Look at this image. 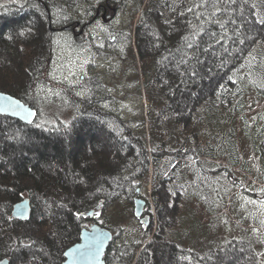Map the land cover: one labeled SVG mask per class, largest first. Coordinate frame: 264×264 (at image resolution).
<instances>
[{
  "label": "trees",
  "instance_id": "obj_1",
  "mask_svg": "<svg viewBox=\"0 0 264 264\" xmlns=\"http://www.w3.org/2000/svg\"><path fill=\"white\" fill-rule=\"evenodd\" d=\"M83 1L0 0V91L38 112L32 124L0 115V259L62 264L89 210L120 203L102 223L122 230L150 184L155 231L115 254L113 241L106 264H264V0H137L148 132L70 87L43 111L55 28Z\"/></svg>",
  "mask_w": 264,
  "mask_h": 264
},
{
  "label": "rangeland",
  "instance_id": "obj_2",
  "mask_svg": "<svg viewBox=\"0 0 264 264\" xmlns=\"http://www.w3.org/2000/svg\"><path fill=\"white\" fill-rule=\"evenodd\" d=\"M104 2L105 0L80 2L70 7L65 17L69 21L68 24L56 22L58 26L54 33L51 68L48 78L37 86V96L41 99L43 111L46 113L51 110L53 104L63 103L64 87H70L80 96H90L98 100L105 112L122 118L134 131L144 129L148 132L150 129L147 112L150 103L143 85L145 73L139 62L146 53L139 49L135 33V24L140 22L142 13L138 10L137 0H117L120 7L116 13L109 12L111 21H105L101 17L103 11L97 15L99 4ZM83 9H89L90 12ZM71 23L76 27L75 33L72 27L61 30L60 27ZM91 79L94 83L89 81ZM87 82L89 84H86ZM84 84L86 86H83ZM143 121L145 124H142ZM138 193V196L148 201L147 213L152 216V224L144 230L134 216L133 207V214L127 213L128 217L123 222L122 230L114 231L115 250H112L111 254L116 253V248L121 246L125 237L132 238L133 234L139 238V243L147 238L149 231L154 232L158 225V210L152 186L149 184L148 190L139 186ZM163 195L167 196V193L164 192ZM242 199L246 203V199ZM254 206L264 217V190H261ZM115 208L120 209L122 206L119 203ZM114 209L99 211L93 221L104 225L102 222L105 212L109 214ZM91 223L92 220L88 222V227ZM233 225L232 223V227ZM227 228L230 229L231 224H228ZM254 231L264 234V229L259 225L254 226Z\"/></svg>",
  "mask_w": 264,
  "mask_h": 264
},
{
  "label": "water",
  "instance_id": "obj_3",
  "mask_svg": "<svg viewBox=\"0 0 264 264\" xmlns=\"http://www.w3.org/2000/svg\"><path fill=\"white\" fill-rule=\"evenodd\" d=\"M0 115L10 116L25 124H32L38 116L36 108L18 97L0 91ZM148 201L141 196L134 197V216L147 229L152 224V216L146 214ZM32 213L30 197H25L15 203L12 216L22 221L29 220ZM96 209L87 212L90 219H94ZM114 232L98 222H92L89 227L81 231L78 242L65 251V260L62 264H106V254L114 241ZM10 258L0 259V264H10Z\"/></svg>",
  "mask_w": 264,
  "mask_h": 264
},
{
  "label": "flooded vegetation",
  "instance_id": "obj_4",
  "mask_svg": "<svg viewBox=\"0 0 264 264\" xmlns=\"http://www.w3.org/2000/svg\"><path fill=\"white\" fill-rule=\"evenodd\" d=\"M82 6H83V3H82ZM120 7L119 4H117V0H105L104 3H100L99 4V7H98V11H97V15H100L101 11H103V14H102V19H105V21H111L112 17H110V11H114V13H116V11L118 10V8ZM84 11L86 10L87 12H90L89 9H83ZM90 23V22H89ZM88 24V23H87ZM72 27V31L73 33H75L74 31L76 30L73 26V23H71L70 25H67V26H63V27H60L61 30H64V29H68ZM83 27H87V25H83ZM59 30V29H58ZM148 214V213H147ZM149 215V214H148ZM150 216V215H149ZM143 226V225H142ZM149 228V227H148ZM147 228V229H148ZM144 229V227H143ZM107 263V262H106Z\"/></svg>",
  "mask_w": 264,
  "mask_h": 264
},
{
  "label": "snow or ice",
  "instance_id": "obj_5",
  "mask_svg": "<svg viewBox=\"0 0 264 264\" xmlns=\"http://www.w3.org/2000/svg\"><path fill=\"white\" fill-rule=\"evenodd\" d=\"M189 11H191V9H189Z\"/></svg>",
  "mask_w": 264,
  "mask_h": 264
}]
</instances>
